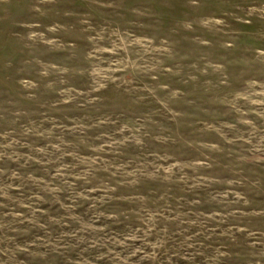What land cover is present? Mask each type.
Here are the masks:
<instances>
[{"label": "rangeland", "instance_id": "1", "mask_svg": "<svg viewBox=\"0 0 264 264\" xmlns=\"http://www.w3.org/2000/svg\"><path fill=\"white\" fill-rule=\"evenodd\" d=\"M0 264H264V0H0Z\"/></svg>", "mask_w": 264, "mask_h": 264}]
</instances>
